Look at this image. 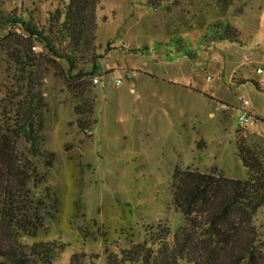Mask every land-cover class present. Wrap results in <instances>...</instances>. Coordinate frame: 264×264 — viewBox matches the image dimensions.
<instances>
[{
  "label": "rangeland",
  "instance_id": "374dc122",
  "mask_svg": "<svg viewBox=\"0 0 264 264\" xmlns=\"http://www.w3.org/2000/svg\"><path fill=\"white\" fill-rule=\"evenodd\" d=\"M155 1L89 0L84 61L70 72L39 43L37 64L20 63L28 34L13 22L47 29L68 0H0V118L21 110L24 74L45 103V147L55 155L47 185L59 203L46 230L25 241L67 244L52 264L76 253L108 264V251L162 227L172 240L190 222L174 200L177 168L245 180L239 141L264 166V0ZM82 68L90 74L77 76ZM243 206L214 236L222 264H264V204ZM200 214L190 217L203 225Z\"/></svg>",
  "mask_w": 264,
  "mask_h": 264
},
{
  "label": "trees",
  "instance_id": "16d2710c",
  "mask_svg": "<svg viewBox=\"0 0 264 264\" xmlns=\"http://www.w3.org/2000/svg\"><path fill=\"white\" fill-rule=\"evenodd\" d=\"M87 14L89 0H68L64 8L53 13L47 29L15 18L13 22L28 34L19 62L27 67L36 65L37 54L33 48L39 43L50 56L65 61L70 72L77 69L84 61L83 31ZM228 28L237 34L230 24ZM78 72L77 76L90 74L83 68ZM22 80L27 83L21 110H17L15 116L0 118V264H52L56 252L67 244L55 241L29 244L25 241L46 230L48 210L58 205L59 197L47 185L46 172L53 167L55 155L45 147V103L33 91L28 76L24 74ZM20 141L26 144V154L18 150ZM238 146L248 168L247 179L227 178L215 169L212 173H204L177 168L174 200L190 222L175 232L172 240L171 229L162 227L153 239L134 243L120 249L119 253L108 251V264L139 261L143 264H179L181 261L222 264L225 246L214 236L222 234V225L229 220L233 209L244 210V204L256 209L264 204V166L244 143L239 141ZM41 166L44 169H40ZM42 187L47 190L43 197L39 195ZM195 212H200L205 219L203 225L196 217H190ZM80 256L74 254L70 264H83Z\"/></svg>",
  "mask_w": 264,
  "mask_h": 264
},
{
  "label": "built area",
  "instance_id": "2783aa9c",
  "mask_svg": "<svg viewBox=\"0 0 264 264\" xmlns=\"http://www.w3.org/2000/svg\"><path fill=\"white\" fill-rule=\"evenodd\" d=\"M257 71H258V73H263V72H264V69H262V68H258ZM247 104H248V101H247V100L244 101V107H245V105H247ZM249 115H250V112H249L248 110L245 109V110H244V114L241 115V116L239 117V122H240L241 125H244V124H246V123L248 122V120H249Z\"/></svg>",
  "mask_w": 264,
  "mask_h": 264
}]
</instances>
